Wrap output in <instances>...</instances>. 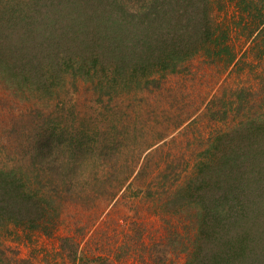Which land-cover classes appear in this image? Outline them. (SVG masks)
I'll list each match as a JSON object with an SVG mask.
<instances>
[{
  "label": "rangeland",
  "instance_id": "rangeland-1",
  "mask_svg": "<svg viewBox=\"0 0 264 264\" xmlns=\"http://www.w3.org/2000/svg\"><path fill=\"white\" fill-rule=\"evenodd\" d=\"M140 1L128 4L134 7ZM3 5L0 9L7 10ZM15 7L9 10L20 8ZM231 7L227 6L228 14L237 22L240 14ZM237 30L230 32V42L241 61L228 67L197 53L180 71L154 73L156 81L148 83L143 75L128 78L125 84L120 80L105 84L99 75L66 74L60 85L40 92L17 90L0 79V166L26 170L32 180L39 176V190H46L58 212L51 236L42 229L28 231L22 224L0 225V264H74L61 252L60 238L65 235H73L78 250L90 257L156 264L163 253L166 260L160 257L159 262L185 264L189 259L183 243L188 246L194 237L182 238L177 250L168 230L183 232L185 223L191 222L190 230L201 235L200 250H195L199 257L204 250L201 240L208 233L202 226L203 208L210 214L227 213L223 217L242 208L245 219L253 216L260 223L252 201L264 207V167L259 163L264 157L255 159L256 170L246 181L255 200H246L240 182L237 194L224 189L219 196L220 186L207 175H214L215 164L206 163L233 142L231 128L239 118L264 116V57ZM11 32L15 34L14 29ZM238 92L244 97L239 99ZM216 110L226 118L212 112ZM261 125L253 130L256 142L264 136ZM251 133H236L243 144L240 151L253 142ZM45 140L48 143L42 145ZM40 152L63 160L54 164L72 173L73 183L57 179L61 187L67 183L68 191L47 188L44 175L35 174L43 167L33 164ZM139 222L145 248L142 243L133 248L130 240ZM126 244L131 249L117 259L115 253L126 249L119 246Z\"/></svg>",
  "mask_w": 264,
  "mask_h": 264
},
{
  "label": "trees",
  "instance_id": "trees-1",
  "mask_svg": "<svg viewBox=\"0 0 264 264\" xmlns=\"http://www.w3.org/2000/svg\"><path fill=\"white\" fill-rule=\"evenodd\" d=\"M24 1L0 0V4L7 6V10L0 9V79L17 90L27 87L30 91H49L60 85L66 74L91 78L99 75L98 79L105 84L118 80L125 84L126 79L139 75L145 77V83L154 82L156 77L152 74L180 71L184 62L197 53L211 61L217 59L228 67L241 61L230 42V32L237 27V33L251 40L264 57L263 0H142L134 7L128 4L130 0ZM229 4L237 8L239 21L234 22L228 14ZM9 6L20 8L10 11ZM261 83L263 89L264 76ZM236 95L239 99L244 97L240 92ZM212 112L226 118L222 111L219 113L220 110ZM260 125L263 134L264 116L262 119L248 115L239 118L231 128L233 142L227 150L218 151L206 163L207 166L215 164L214 175H207L220 186L219 196L225 190L237 194L240 182L244 184L241 190L246 200H255L246 181L256 170L255 159L264 157V136H259L261 142H256L253 133ZM243 130L246 134L252 132L249 136L253 142L246 144L249 147L245 151H240L243 144L237 141L236 133ZM59 135L58 139L63 140ZM217 135L223 134L219 132ZM47 143L45 140L42 145ZM33 160V164L43 165L38 169L40 173L35 174L44 175L43 180H48L47 188L55 186L58 192L68 191L66 185L68 181L72 182V173L66 166L54 164L63 160L48 159L42 152L40 156L35 153ZM259 163L263 168L264 161ZM59 176L63 177L62 181H67L63 187L57 182ZM35 178L32 180L26 170L0 166V225L9 222L22 224L28 231L42 229L51 236L58 212L50 201L52 199L46 198V190H39L42 186L38 184L41 183L39 176ZM223 183L229 186L223 187ZM262 195L264 200V193ZM262 206L252 201L255 216H261L260 223L252 215L245 219L242 208L237 214L224 217L222 215L227 213L220 216L215 210V214H210L206 212L207 208H203L205 225L202 226L208 227V233L201 240L204 250L199 257L195 250H200L198 240L201 235H195V229L190 230L193 229L191 222L185 223L183 232L170 228L168 236L177 241L173 244L174 249L178 243H183L182 238L194 237L188 246L183 243L189 259L185 264H264ZM193 214L198 217L200 212ZM134 227V234H130L132 247L138 248V243H142L140 246L145 248L142 240L144 226L139 222ZM60 241L61 252L71 263H118L108 255L90 257L81 253L73 235H65ZM165 245H169L168 242ZM127 246H119L126 249L115 253L117 259L128 251L130 246ZM161 255L156 264H163L159 260L165 259L166 254Z\"/></svg>",
  "mask_w": 264,
  "mask_h": 264
}]
</instances>
